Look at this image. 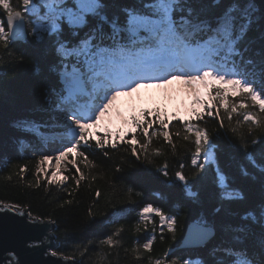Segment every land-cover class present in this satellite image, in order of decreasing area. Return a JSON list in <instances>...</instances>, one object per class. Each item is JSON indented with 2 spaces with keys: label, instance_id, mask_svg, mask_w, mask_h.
<instances>
[{
  "label": "snow or ice",
  "instance_id": "snow-or-ice-1",
  "mask_svg": "<svg viewBox=\"0 0 264 264\" xmlns=\"http://www.w3.org/2000/svg\"><path fill=\"white\" fill-rule=\"evenodd\" d=\"M0 10L5 17L0 19V52L12 56L13 46L26 45L37 49L47 61L50 83L36 111L55 120L52 127L58 135L53 133V139L58 145L55 154L39 155L37 187L42 177L46 188L64 186L70 179L76 188L87 182L81 165H91L85 150L93 144L109 159L106 149L123 150L127 158L121 159L115 172H124L125 165H145L157 182L178 184L185 198L197 203L212 169L214 202L210 213H202L189 224L183 239L188 249L201 253L200 258L172 256L167 250L152 257L158 230L163 243L166 234L174 240L183 229L179 207L169 214L151 202L139 209L135 224L136 233L150 235L131 249L132 254L137 261L146 259L147 264H264V67L259 69L257 84L256 70L241 71L237 62L242 59L239 44L261 13L255 0H212L211 6L203 0H135L133 4L116 0H0ZM18 59H24L23 51ZM252 64L249 60L248 65ZM34 71L40 73L38 64ZM250 72L253 78H249ZM175 82L185 85L193 98L189 115L168 116L158 108L143 109L125 119V127L118 131L99 128L118 98L132 96L141 87L161 88ZM213 120L217 125L214 130L209 127ZM12 126L47 139L40 131L41 122L34 119L21 118ZM221 132L247 162L236 174L219 166L213 135L219 139ZM154 139L162 140L176 161L174 172L164 150H149ZM160 157L164 162H158ZM26 171L20 166L21 179ZM66 171L72 174L65 175ZM257 181L259 200L237 215L233 206L249 201L244 182ZM137 187L136 180L124 183L121 202L136 203L142 198L144 192ZM94 195L87 218L95 217L103 193L96 188ZM72 203L64 200L59 206ZM108 205L115 208L111 199ZM124 211L116 209L113 215ZM0 214L30 225L56 223L50 216L34 215L32 206L23 202L0 201ZM123 231V227L116 228L99 245H119L116 238ZM53 241L54 235L30 241L27 250L47 245L46 255L63 264H75L77 253L82 257L95 243L90 240L82 250L78 247L66 254L54 250ZM249 241L260 249L259 260ZM59 247L56 241L55 248ZM6 264H23L15 249Z\"/></svg>",
  "mask_w": 264,
  "mask_h": 264
},
{
  "label": "trees",
  "instance_id": "trees-1",
  "mask_svg": "<svg viewBox=\"0 0 264 264\" xmlns=\"http://www.w3.org/2000/svg\"><path fill=\"white\" fill-rule=\"evenodd\" d=\"M12 2L15 3L16 0H12ZM116 3L133 4L135 0H116ZM203 3L211 6L212 0H203ZM3 17L4 14L0 10V19H4ZM13 47L12 56L7 52H0V56L3 57V60L0 61V201L5 203L23 202L26 207L30 204L34 215L50 216L55 219L56 223L52 224L54 228L52 232L56 241L60 243V247L55 249L57 251L70 254L78 247L82 250L83 245H86L88 241H94L95 243L82 257L79 252L77 253V264H147L146 259L137 261L131 252L133 247L146 242V238L150 235L143 231L135 232L139 209L151 202L154 206H160L166 213L171 214L179 207L180 225L183 230H178L174 240L166 234L163 243L159 239L158 230L152 257L160 256L167 250L171 252L172 256L183 255L193 259L200 258L201 253L181 248L180 245L188 225L199 218L202 213H210L211 205L214 202V193L210 182L212 169L209 170L208 179L204 182L201 202L197 203L187 200L178 184L165 186L157 182L150 174L151 170L145 165L137 163L132 168L125 165L124 172H115V167L121 159L127 158L123 150L106 149L111 157L109 159L93 144L92 147L85 150L91 165L87 168L83 164L81 165L82 170L88 176V181L82 182L79 188H76L71 179L64 186L48 185L46 188L43 177L40 186L35 185L39 155L50 153V149L58 145V141L53 139V133H56V130L52 125L55 124V120L36 111L42 98L46 95L50 83L47 75V61L37 49L31 46L17 44ZM239 50L242 53V59L237 58L240 70L255 69V79L259 84V69L264 67V63H262L264 62V13L262 11L257 14L247 35L240 42ZM21 51L24 52L22 61L18 59ZM249 60L253 62L252 65H248ZM36 64L41 69L39 74L34 71ZM249 78H253L251 72ZM21 118L41 122L40 131L46 135L49 134V137L45 139L44 136L17 131L12 125L14 121ZM176 124L177 122L174 121V126H171L173 132L176 130ZM216 126L214 120L210 121V128L214 130ZM213 142L217 146L216 154L219 166L230 175L236 174L247 163L242 153L231 147L223 132L220 133L219 139L214 133ZM149 150L153 153L164 150L168 155L170 171L176 170V161L167 153L162 140L154 139ZM132 159L134 160V158ZM158 162H164V157H160ZM20 166L27 168L23 179L18 175ZM185 171L191 175L189 168H186ZM64 174L71 175L72 173L66 171ZM161 179L163 178L161 177ZM132 180L137 181L136 190H143L144 195L142 198H138L136 203L121 202L123 199L120 195L121 186ZM244 183L249 193V201L233 206L237 215L260 198L259 181ZM113 184L116 186L115 189L112 187ZM64 187L68 188L67 192L62 190ZM197 187L199 189L200 185ZM96 188L102 191L103 196L100 198L98 209H94L95 217L87 218V210L93 203ZM70 192L72 195H69ZM69 199L73 201L71 205H64L62 208L59 206L62 201ZM109 199L115 208L108 205ZM116 209H125L126 211L113 215ZM120 227H123L124 231L116 238L119 240V245H99L101 239H106L107 235ZM217 241H213V243ZM248 244L255 254V258L259 260L260 249L253 246L251 241ZM125 249L128 251L126 252ZM143 255L146 257L148 254L143 253Z\"/></svg>",
  "mask_w": 264,
  "mask_h": 264
},
{
  "label": "water",
  "instance_id": "water-1",
  "mask_svg": "<svg viewBox=\"0 0 264 264\" xmlns=\"http://www.w3.org/2000/svg\"><path fill=\"white\" fill-rule=\"evenodd\" d=\"M255 3L264 13V0H255ZM3 18L5 19V17ZM53 229L52 224L30 225L21 218L0 214V262L6 264V258L10 255V251L15 249L23 264H63L57 258L46 255L47 245L27 250L28 242L51 237ZM183 239L180 247L186 248ZM51 246L54 250L56 249L54 242ZM68 264H74V262L69 261ZM75 264L77 263L75 262Z\"/></svg>",
  "mask_w": 264,
  "mask_h": 264
},
{
  "label": "rangeland",
  "instance_id": "rangeland-1",
  "mask_svg": "<svg viewBox=\"0 0 264 264\" xmlns=\"http://www.w3.org/2000/svg\"><path fill=\"white\" fill-rule=\"evenodd\" d=\"M169 92L175 94L178 97H181L182 95L190 96L189 97L190 99L187 98L184 101L183 100H170V104L172 105L170 110H172L176 115H181V116L189 115L190 110L193 107V102H191L193 98L187 91V88L185 85H183L180 82H175V83L166 85L161 88L141 87V89L136 90L132 96H122L118 98L117 102L114 104L113 108L110 111L112 112V116L109 117V115H107L104 118L103 122L101 123L102 127H107V128H110L111 130L115 128L117 129L124 128L125 125L124 123H121V120L126 117L128 110L132 109L133 107L136 109L137 107H142V109H150L152 108L151 106L159 107L160 105H162V107L164 108L162 99ZM161 101H162V104H161ZM166 102H167V99H166ZM149 104L150 106H148ZM144 107H150V108H144ZM160 109H162L161 106H160ZM165 110H166L165 112L167 115H171V116L173 115L172 113L169 114V112H167L168 111L167 109ZM54 149L53 151H50L53 154H55ZM52 236H53V233H52ZM53 242L56 244V241H53Z\"/></svg>",
  "mask_w": 264,
  "mask_h": 264
}]
</instances>
